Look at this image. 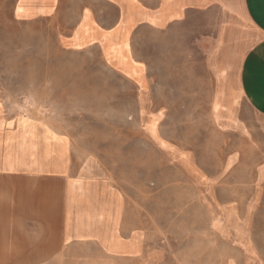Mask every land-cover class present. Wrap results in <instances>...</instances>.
<instances>
[{
  "label": "crops",
  "instance_id": "1",
  "mask_svg": "<svg viewBox=\"0 0 264 264\" xmlns=\"http://www.w3.org/2000/svg\"><path fill=\"white\" fill-rule=\"evenodd\" d=\"M7 2L15 21L49 28L63 50L96 49L107 62L103 52L143 28L193 45L208 61L211 122L258 141L256 177L264 183V0ZM115 53L117 66L109 65L128 76ZM26 104L0 83V236L14 241L0 240L2 264H158L148 198ZM245 225L235 239L222 238L231 250L225 264H264V217L256 228Z\"/></svg>",
  "mask_w": 264,
  "mask_h": 264
},
{
  "label": "rangeland",
  "instance_id": "2",
  "mask_svg": "<svg viewBox=\"0 0 264 264\" xmlns=\"http://www.w3.org/2000/svg\"><path fill=\"white\" fill-rule=\"evenodd\" d=\"M9 7L0 0V83L10 98L25 100L29 114L56 123L148 198L158 264H225L231 250L222 238L264 217V183L258 141L211 122L208 61L193 45L143 28L103 52L113 66L122 52L126 76L96 49L63 50L49 28L15 21Z\"/></svg>",
  "mask_w": 264,
  "mask_h": 264
}]
</instances>
